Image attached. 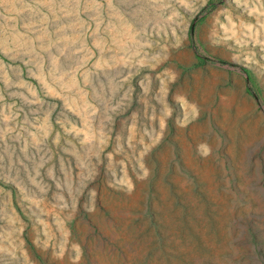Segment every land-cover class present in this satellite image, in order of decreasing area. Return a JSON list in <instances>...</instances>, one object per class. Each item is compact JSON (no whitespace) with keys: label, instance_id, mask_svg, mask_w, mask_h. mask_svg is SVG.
Segmentation results:
<instances>
[{"label":"rangeland","instance_id":"1","mask_svg":"<svg viewBox=\"0 0 264 264\" xmlns=\"http://www.w3.org/2000/svg\"><path fill=\"white\" fill-rule=\"evenodd\" d=\"M258 168L264 0H0V264H264Z\"/></svg>","mask_w":264,"mask_h":264},{"label":"crops","instance_id":"2","mask_svg":"<svg viewBox=\"0 0 264 264\" xmlns=\"http://www.w3.org/2000/svg\"><path fill=\"white\" fill-rule=\"evenodd\" d=\"M252 189L250 240L252 255L264 256V169L257 170ZM255 175V169H254Z\"/></svg>","mask_w":264,"mask_h":264}]
</instances>
